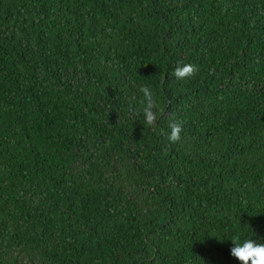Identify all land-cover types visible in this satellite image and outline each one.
<instances>
[{"label": "trees", "instance_id": "trees-1", "mask_svg": "<svg viewBox=\"0 0 264 264\" xmlns=\"http://www.w3.org/2000/svg\"><path fill=\"white\" fill-rule=\"evenodd\" d=\"M238 234L264 243V0H0V264H241Z\"/></svg>", "mask_w": 264, "mask_h": 264}, {"label": "clouds", "instance_id": "clouds-1", "mask_svg": "<svg viewBox=\"0 0 264 264\" xmlns=\"http://www.w3.org/2000/svg\"><path fill=\"white\" fill-rule=\"evenodd\" d=\"M199 69L192 64L177 65L173 71V76L178 80H186L193 78ZM139 91L143 94L142 114L144 123L148 126H155L157 123V101L155 93L148 87L141 85ZM171 129L167 139L171 143H176L181 140V132L183 131L182 122L173 120L169 124ZM232 242L235 245L231 249V255L238 259L241 264H264V243H257L251 238H246L241 241L240 235L232 237Z\"/></svg>", "mask_w": 264, "mask_h": 264}]
</instances>
